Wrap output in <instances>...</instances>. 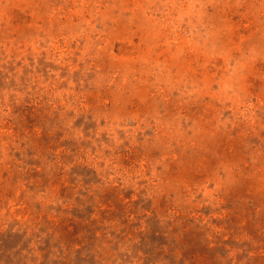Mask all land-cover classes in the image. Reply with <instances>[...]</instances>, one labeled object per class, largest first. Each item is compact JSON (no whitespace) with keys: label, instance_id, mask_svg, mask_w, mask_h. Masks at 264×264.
Masks as SVG:
<instances>
[{"label":"rangeland","instance_id":"1","mask_svg":"<svg viewBox=\"0 0 264 264\" xmlns=\"http://www.w3.org/2000/svg\"><path fill=\"white\" fill-rule=\"evenodd\" d=\"M0 264H264V0H0Z\"/></svg>","mask_w":264,"mask_h":264}]
</instances>
